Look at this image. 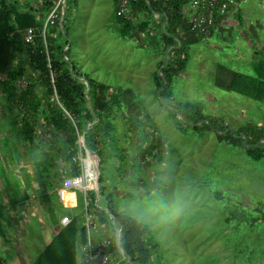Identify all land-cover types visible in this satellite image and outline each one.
<instances>
[{"label": "rangeland", "instance_id": "1", "mask_svg": "<svg viewBox=\"0 0 264 264\" xmlns=\"http://www.w3.org/2000/svg\"><path fill=\"white\" fill-rule=\"evenodd\" d=\"M74 8L68 33L71 60L112 91H133L145 105L143 116L136 107L112 116L109 146L100 143L103 127L95 134L101 189H96V207L107 209L110 204L116 212L151 227L159 245L152 252L151 264H264V159H249L244 148L220 141L216 132L221 125L233 131L247 125L264 128V98L256 101L216 85L219 76L225 82L229 79L228 73L219 72L220 66L230 73H251L252 63L264 56V0H237L233 24L224 32L216 30L205 44L191 46L186 70L175 77L173 99H162L154 80L160 62L170 61L164 54L170 49L163 42H151L137 31L130 39L120 36L112 0H76ZM62 15L61 10L60 24ZM172 58L180 60L176 53ZM26 86L24 80L22 88ZM38 91L41 95L42 89ZM179 102L199 106L214 120L215 128L204 133L181 132L176 122L182 118L174 112ZM38 117L34 152L46 158L59 135L43 115ZM133 117L141 118L138 132L129 123ZM4 121L0 123V200L8 194L15 201L24 194L37 200L26 208L25 227L9 232L3 225L13 248H3L0 239V258L7 264H33L51 238L48 228L57 225L66 212L60 203L49 209L40 202L43 189L35 178L36 154L25 153L24 147L12 153L17 143L9 134L8 119ZM83 159L88 171L93 170L89 174L95 184L98 161L86 153ZM56 170L66 174L72 166L61 157ZM55 190L49 196L58 202ZM215 193H220L222 202L215 199ZM81 210L82 206L75 212ZM231 213L242 224L228 223ZM100 222L104 228L98 235L104 236L109 223Z\"/></svg>", "mask_w": 264, "mask_h": 264}, {"label": "trees", "instance_id": "2", "mask_svg": "<svg viewBox=\"0 0 264 264\" xmlns=\"http://www.w3.org/2000/svg\"><path fill=\"white\" fill-rule=\"evenodd\" d=\"M57 1L59 0H55L56 3L54 0H44L42 11L36 12L31 8H19L14 0H0V90L5 98V115L7 117L10 115L11 127L16 133L17 153L22 147L25 153H35L40 115L45 117L55 135L56 133L59 135L50 154H46V158H43L38 151L33 160L37 168L35 178L38 182H42L40 202L49 203V209L52 207L49 192L58 188L67 174L56 170L61 157L72 166V173H79L74 158L80 152L85 155L80 138L87 126L98 120L86 134L88 143L95 151V134L101 127L103 133L100 143L109 146V139L114 131L112 119L114 114L129 107H136V110L142 113L140 116H143L145 107L143 100L137 99L133 91L124 89L112 91L113 88L110 86L85 75L71 60L72 49L68 33L76 0H68L63 28L60 20L46 28V50L43 38L46 17L57 6ZM190 1L138 0L133 9L139 17L143 13L146 15L148 23L145 25H143L144 21L137 25L118 18L116 14L114 16L115 21L120 25V35L123 38H131V34L135 31L144 33L152 24L155 28L153 41L163 42L165 49H170L168 52L164 51L170 61L160 62L154 76L162 99L174 98L175 77L186 70L190 48L199 42L198 37L190 31L188 21L182 14V8ZM61 10L60 8V13ZM37 14H40L39 20L36 18ZM155 14L162 15L160 24H158L159 20L155 19ZM30 28L36 30V37L33 43L27 44L25 32ZM154 44L156 49L160 47L159 42ZM172 53L178 55L180 58L178 62L173 60ZM251 68V73L243 74L235 71L227 72V68L220 66L219 72L228 73L229 79L225 82L223 76L217 77V87L261 101L264 98V56L254 61ZM24 80L27 86L22 88ZM86 82L89 84L90 97ZM38 88L42 89L41 95ZM174 112L176 117L178 115L182 118L181 121L176 122L181 132L191 129L204 133L215 128L214 120L206 116L195 104L179 102L174 107ZM129 123L136 132L142 124L140 117H133ZM216 132L220 141L244 148L249 159L253 161L264 159V140H262L264 128L247 125L239 131H233L230 127L221 125L216 128ZM89 171L93 172L92 169ZM103 195L104 187H102ZM96 198V191L88 193L89 212H95L100 221L109 223L108 215L96 207ZM221 198L220 193H215L217 201L222 202ZM78 200L79 205L83 206L82 192L78 193ZM25 206L19 201L7 204L0 200V237L6 221H15L17 225L25 222L23 218ZM107 209L111 210L121 229V246L131 264H151L152 252L159 246L151 227L131 215L116 212L110 204L107 205ZM7 212L12 214L10 219H7ZM82 220L78 215L68 227L62 228L33 264H77L80 246L87 243V230ZM226 221L242 224L233 213L226 218ZM112 247L115 248V243ZM0 264L7 263L0 258Z\"/></svg>", "mask_w": 264, "mask_h": 264}, {"label": "built area", "instance_id": "3", "mask_svg": "<svg viewBox=\"0 0 264 264\" xmlns=\"http://www.w3.org/2000/svg\"><path fill=\"white\" fill-rule=\"evenodd\" d=\"M157 1V0H153ZM138 0H115V14L134 24H138L140 17L135 13L133 6ZM63 2L60 0L57 6L50 12L45 22L43 38L46 45L45 31L48 26H53L60 16V8ZM237 8V0H191L182 8V14L187 19L190 31L195 34L200 44H205L213 33L216 18L225 16ZM155 19L159 20L157 16ZM158 24L159 21H158ZM36 30L33 28L25 32V41L27 44L34 42ZM84 155L80 152L74 158V162L79 171L78 174L67 173L63 182L53 192L66 212L59 220L62 228L68 227L75 217L81 214L83 225L87 230V243L80 246L79 264H131L130 259L124 253L121 241V229L115 219L109 218V230L104 236H99L98 232L102 231L104 226L100 220L89 212L90 202L88 193L96 191L97 182H92L90 172L88 171L87 160L83 159ZM83 194V206L81 212H75L80 207L78 193ZM75 199V200H74ZM70 200V201H69ZM115 248L112 249V244Z\"/></svg>", "mask_w": 264, "mask_h": 264}, {"label": "crops", "instance_id": "4", "mask_svg": "<svg viewBox=\"0 0 264 264\" xmlns=\"http://www.w3.org/2000/svg\"><path fill=\"white\" fill-rule=\"evenodd\" d=\"M14 1L17 2L19 8L20 7H22V8H31V9L35 10L36 12L42 11V5H43V2H44V0H14ZM54 3H56L55 0H54ZM112 3H113V12H112V14H113V18H114V16H115V0H112ZM235 12H236V9L234 11L230 12L229 14L225 15V16H218L216 18L215 26L213 28V33H212L211 37L216 33V30H221V32H224V31H226L229 28L227 26H230L231 23L233 24V22H234L233 17H234V13ZM155 16H157L159 18V23H161L162 15L155 14L154 17ZM140 17L142 18V21H144L143 25L148 23L147 17H146V15L144 13L141 14ZM238 17H239V15H238ZM36 18L39 20L40 19V14H37ZM46 20H47V17H46ZM154 29H155L154 26L152 24H150L149 27L144 31V33H142V35L144 37H146V36L149 37V40L152 42L153 41L152 35H153V33H155ZM118 32H119V35H120V28H119ZM1 99H2V101H0V123H4L5 122L4 119L7 118L9 123H10V125H11L10 115L8 117L5 115V113H6L5 107H4L5 106L4 105L5 104V98L1 95V90H0V100ZM9 129H11L9 131V134L12 133L13 134V138L15 139L16 138V133L12 130V127H10ZM12 153L17 154L16 148L12 151ZM8 159H10V158H8ZM11 196H12L11 194L6 195V197L2 199V202L7 203V204L15 203L14 198H12ZM23 197L24 198L22 200H19V202L20 203H24L26 205L25 209H24V212L26 213V208L29 207L30 205H32L34 202H36L37 199L32 194L31 195L24 194ZM31 197H34V198L32 199ZM56 201H55V199L52 198L50 205L51 206L57 205L59 203V201L58 202H56ZM47 206L49 208V203H47ZM11 216H12V214H10V212H7V219H10ZM23 218L25 220H27V218H28L27 213L25 215L23 214ZM25 222H22L21 225H17L18 223L15 222V221L14 222L6 221V223L4 224V227L6 229L8 228L7 231H9V230H13L14 231L15 228H18V227L20 228L22 226L25 227V224H26ZM48 229H49V232L51 234V238L48 241V243L46 244V246L51 243L52 239L60 232L62 227L60 226L59 221H58L57 225L55 224V225L51 226V229L50 228H48ZM7 231H3V234L0 237V239L2 240L1 246L3 248H6V247L13 248V246L11 245V238L9 236V233H6ZM12 242H13V240H12ZM79 257H80V255L78 254L77 264H79Z\"/></svg>", "mask_w": 264, "mask_h": 264}, {"label": "water", "instance_id": "5", "mask_svg": "<svg viewBox=\"0 0 264 264\" xmlns=\"http://www.w3.org/2000/svg\"><path fill=\"white\" fill-rule=\"evenodd\" d=\"M62 11H63V15H62V19H61V28H63V23H64V21H65V15H66V1L63 3V5H62ZM86 84H87V93H88V97H90V95H89V92H88V87H89V84H88V82H86ZM90 99V98H89ZM86 134H87V132H85L82 136H81V138H80V141L82 142V146H83V148H84V150H85V153H86V155H88V156H90V157H95L96 159H97V161H98V166H97V171H98V177H99V158H98V154L96 153V152H94V150L91 148V146H90V144L88 143V141H87V139H86ZM99 188V189H98ZM98 188H97V191H101V189H100V183H99V181H98ZM101 211H103L104 213H106L108 216H110V217H112L113 219H115L114 218V215L112 214V212H111V210H109V209H104V208H101ZM120 245H121V241H120Z\"/></svg>", "mask_w": 264, "mask_h": 264}, {"label": "bare ground", "instance_id": "6", "mask_svg": "<svg viewBox=\"0 0 264 264\" xmlns=\"http://www.w3.org/2000/svg\"><path fill=\"white\" fill-rule=\"evenodd\" d=\"M62 2L64 3L65 2V0H62ZM96 176H97V178H96V180H95V182H97V180H98V171H97V168H96Z\"/></svg>", "mask_w": 264, "mask_h": 264}]
</instances>
